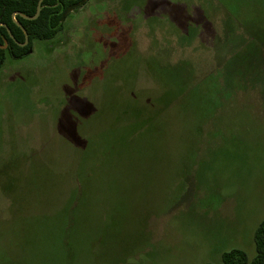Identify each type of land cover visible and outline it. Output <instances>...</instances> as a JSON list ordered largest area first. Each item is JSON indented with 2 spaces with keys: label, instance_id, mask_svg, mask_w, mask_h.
<instances>
[{
  "label": "rangeland",
  "instance_id": "374dc122",
  "mask_svg": "<svg viewBox=\"0 0 264 264\" xmlns=\"http://www.w3.org/2000/svg\"><path fill=\"white\" fill-rule=\"evenodd\" d=\"M263 220L264 0H87L6 54L0 264H225Z\"/></svg>",
  "mask_w": 264,
  "mask_h": 264
},
{
  "label": "trees",
  "instance_id": "16d2710c",
  "mask_svg": "<svg viewBox=\"0 0 264 264\" xmlns=\"http://www.w3.org/2000/svg\"><path fill=\"white\" fill-rule=\"evenodd\" d=\"M38 1L39 0H0V23H2V25H0V44H5V41L8 42L7 48L4 49L0 47V65L5 61L7 53L14 58H22L30 53L33 40H50L54 38L63 28L65 11L73 6L77 8L81 4L86 3L87 0H43L41 12L35 19H28L24 18L21 14H15L16 12H21L27 16L35 15ZM18 23L22 24L29 34L30 41L25 46L20 44L25 41V33ZM9 30L14 38L10 36ZM150 98L152 97H145L142 103L139 104V107L135 109L126 108V110L122 111L123 114L120 113V115L126 117L124 121L126 124L124 126L131 125L132 123L129 122L130 120L142 122L150 117V110H148V116L143 114V108L150 105ZM86 115H88V113ZM88 149L89 148L86 147L84 153H87ZM101 152L102 154L99 155V158L105 163V160H107L106 151L102 150ZM98 153H100V150ZM26 156H28V154ZM28 159L23 161L25 165L28 164ZM94 166L95 165H93L92 170L95 172ZM104 170L105 172H109L107 164ZM78 175L77 172V174L72 177L71 183L80 188L82 182L78 179ZM254 240L256 254L253 258H250L242 249H232L223 252V262L225 264H264V220L257 227Z\"/></svg>",
  "mask_w": 264,
  "mask_h": 264
},
{
  "label": "water",
  "instance_id": "95a60500",
  "mask_svg": "<svg viewBox=\"0 0 264 264\" xmlns=\"http://www.w3.org/2000/svg\"><path fill=\"white\" fill-rule=\"evenodd\" d=\"M42 2H43V0H39V1H38L37 10H36L35 15H33V16H27V15L22 14L21 12H16L15 14H21L24 18L35 19V18H37V17L39 16V14H40V12H41V9H42ZM68 12H69V10L66 11V14H67ZM15 14H14V15H15ZM0 25H2V23H0ZM18 25L23 29V31H24V33H25V41H24L23 43H20L21 45L25 46V45H27V44L29 43V41H30V39H29V34H28L27 30L25 29V27H24L22 24L18 23ZM9 33H10V36H11L12 38H14V36H13V34L11 33L10 30H9ZM6 46H7V43H5L4 45H0V47H2V48H5ZM31 51H32V48L30 49V52H31Z\"/></svg>",
  "mask_w": 264,
  "mask_h": 264
},
{
  "label": "flooded vegetation",
  "instance_id": "af4514ba",
  "mask_svg": "<svg viewBox=\"0 0 264 264\" xmlns=\"http://www.w3.org/2000/svg\"><path fill=\"white\" fill-rule=\"evenodd\" d=\"M74 8H75V6H73V7L69 8V9H67L66 11H68V10H69V11H70V10H73ZM66 11H65V15H66ZM5 43H7V46H8V42L5 41ZM0 45H4V44H0ZM7 46H6L5 48H7ZM5 48H4V49H5ZM3 64H4V62H3ZM3 64H1L0 67H1Z\"/></svg>",
  "mask_w": 264,
  "mask_h": 264
}]
</instances>
